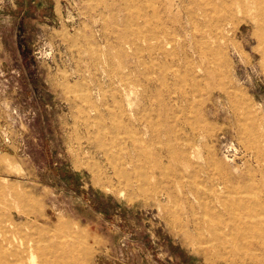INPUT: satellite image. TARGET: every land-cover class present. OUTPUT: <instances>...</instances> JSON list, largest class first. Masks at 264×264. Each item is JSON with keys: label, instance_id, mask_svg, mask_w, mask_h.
<instances>
[{"label": "rangeland", "instance_id": "374dc122", "mask_svg": "<svg viewBox=\"0 0 264 264\" xmlns=\"http://www.w3.org/2000/svg\"><path fill=\"white\" fill-rule=\"evenodd\" d=\"M3 263L264 264V0H0Z\"/></svg>", "mask_w": 264, "mask_h": 264}, {"label": "bare ground", "instance_id": "6f19581e", "mask_svg": "<svg viewBox=\"0 0 264 264\" xmlns=\"http://www.w3.org/2000/svg\"><path fill=\"white\" fill-rule=\"evenodd\" d=\"M241 204V203H240ZM240 206H242V204L240 205ZM239 207V206H238ZM243 216V215H242ZM241 216V217H242ZM229 217H230V221H231V223H234V222H236V221H234V212L232 211V210H229ZM235 243V242H234ZM218 244V243H217ZM232 245V244H231ZM23 246V245H22ZM3 247V246H2ZM224 247V246H223ZM233 248V247H232ZM2 250V249H1ZM10 251V250H9ZM6 251H4V253H5ZM8 255V254H7ZM4 264V263H3ZM10 264V263H9ZM12 264V263H11Z\"/></svg>", "mask_w": 264, "mask_h": 264}]
</instances>
